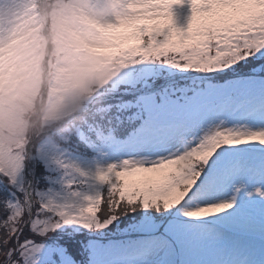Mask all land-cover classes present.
I'll list each match as a JSON object with an SVG mask.
<instances>
[{
	"label": "snow or ice",
	"instance_id": "1",
	"mask_svg": "<svg viewBox=\"0 0 264 264\" xmlns=\"http://www.w3.org/2000/svg\"><path fill=\"white\" fill-rule=\"evenodd\" d=\"M11 2L20 6L24 19L39 21L35 0ZM107 2L87 0L84 6L73 5L68 0H55L53 5L54 23L66 10L75 9L81 20L80 30L87 29L91 33L86 49L80 46L69 49L61 45L57 53L68 63L73 58L79 61L74 71L80 81L81 95L69 100L68 106L84 105V122L75 129L73 136L65 138L66 143L85 131L112 139L113 136H105L104 131L111 127L114 135L123 130L122 126L116 128L107 109L96 103L102 91H110L107 86L111 82L145 77L155 79L166 75L169 69H176L205 74L183 93L185 97L192 94L191 102L185 106L168 105L157 109L153 121L135 129L131 137L136 141L152 138L176 124L180 128L183 150L177 149L176 153L147 164L130 156L118 165L110 164L98 170L94 179L107 185V189L94 195H82L74 188L80 181L72 177V171L80 175L85 173L64 155L66 147L49 151V163L71 177L64 181L68 195L62 202H57L54 198H45L31 183L18 186L21 195L14 201L3 203L7 214L0 216V264H40L37 253L44 244L33 238L21 239L26 224L36 236L46 239L63 225L81 224L84 228L103 229L129 212L151 209L161 215V227L165 231L160 235L171 241L175 238L174 229L186 226V222L179 220L170 210L183 205L192 190L197 188V181L204 175L208 161L217 149L250 142L264 145V129L243 131L219 124L200 138H188L205 119L234 103L229 95L231 90L210 86L206 74L232 68L258 53L264 58V0H188L191 15L183 28L176 26L171 11L174 4L183 3V0H114L119 5L116 15L95 16L93 13L103 9ZM89 22L95 23L96 27H90ZM18 25V19L6 25L3 9H0V126L5 127L18 124L17 109L20 101L28 95L26 80L34 70V61L29 58L30 41L34 38L21 32ZM105 63L109 66L99 72L96 90L92 91L87 87V81ZM253 81L264 82V64ZM175 91L176 85L172 83L164 90L163 96L171 99ZM261 95L264 96V84ZM260 109L264 112V104ZM97 122L105 126L104 130L93 128ZM43 147L36 149L29 158L24 151L13 155L10 149L0 145V177L7 178V182L16 187L18 176L27 162L45 154ZM239 171V165L229 166L226 161L217 160L197 191L206 196L222 191ZM137 174L143 175L133 179ZM257 174L264 178V167ZM234 191L239 193L240 187ZM255 192L264 198V190L258 187ZM236 202L233 195L226 202L197 204L194 209L184 205L179 210L186 217L201 218L233 209ZM222 223L225 226L246 223L264 231V223L257 225L242 220L239 214L225 217Z\"/></svg>",
	"mask_w": 264,
	"mask_h": 264
},
{
	"label": "rangeland",
	"instance_id": "2",
	"mask_svg": "<svg viewBox=\"0 0 264 264\" xmlns=\"http://www.w3.org/2000/svg\"><path fill=\"white\" fill-rule=\"evenodd\" d=\"M173 19L177 27H186L191 15L188 0L183 3L174 4L172 8ZM150 67H156L150 65ZM176 75L188 76L195 72L177 71ZM189 77V76H188ZM175 78V77H174ZM149 78L137 79L115 83L111 82L107 87L110 89L97 97L96 103L114 99L115 107L129 110L128 117L138 122L139 128L142 124H150L156 115V110L168 106L156 99V86L153 82L146 83ZM166 79H172L166 77ZM119 80V77L116 78ZM260 84L253 82L245 83L242 93L246 97L235 103L229 111L214 113L205 119L200 127H197L188 138L192 136L200 138L209 129L216 125L234 128L243 131H254L264 129V112L260 105L264 104V96L261 95ZM132 86L134 91H124L123 87ZM132 92V93H131ZM130 93L133 99L124 98ZM110 107L112 104H107ZM143 117V119H141ZM223 121V124H221ZM96 131H102L96 129ZM104 135H112V139H104L95 132L89 134L82 132L75 136L70 143H66L64 155L85 175L72 171L80 183L74 185L82 195H94L97 191L104 192L107 185H102L94 179L98 170L105 169L110 164H119L121 160L130 156L145 164L155 161L159 157H165L176 153L177 149L183 150L180 140L179 125L173 124L163 130L160 134L136 141L131 134L125 138H118L110 131ZM194 143L196 141H193ZM44 155L33 159V164L43 165L46 173V183L38 188L45 198H54L62 202L68 195L64 181L71 177L65 175V171L51 163L47 153L50 151L43 147ZM217 160L226 161L229 166L239 165L240 171L232 176L224 190L211 195H204L197 191L199 185L204 181L209 170L214 167ZM264 167V145L258 142H250L241 145H224L217 149L213 157L208 161L207 170L197 181L189 198L181 206H174L170 211L179 220L185 221L186 226L174 229L175 238L169 241L160 235L165 231L158 228L152 234L132 236L125 234L117 238H98L96 233L99 229L84 228L81 224L63 225L56 231H67L69 234L86 232L90 237L87 252L93 264H264V231L258 227L247 226L246 223L225 226L222 221L231 214H239L242 220L252 221L259 225L264 223V198L256 194L255 189L264 190V178L258 175V170ZM34 170L28 166L18 176L17 186L14 187L7 182V178L1 177V181L12 191L14 201L21 194L17 188L21 184L31 183ZM143 174H137L133 179H139ZM242 186V187H241ZM240 187L239 193L234 189ZM249 193H252L250 196ZM233 195L236 196V205L233 209L207 217L189 218L180 213V207L187 205L194 209L197 204L210 205L216 202L229 201ZM35 211V209H33ZM171 219V217H170ZM171 228V226H169ZM40 264H77L74 259L60 248L44 246L37 253Z\"/></svg>",
	"mask_w": 264,
	"mask_h": 264
},
{
	"label": "clouds",
	"instance_id": "3",
	"mask_svg": "<svg viewBox=\"0 0 264 264\" xmlns=\"http://www.w3.org/2000/svg\"><path fill=\"white\" fill-rule=\"evenodd\" d=\"M39 10V21L24 19L23 10L11 0H0L5 24L19 20V29L33 36L30 41V59L34 61V70L27 77L28 95L22 99L17 109L18 124L13 127L0 126V145L10 149L13 155L20 151L31 158L34 151L41 146L50 151L65 147V138L71 137L75 129L84 122V105L69 107L68 101L79 97L80 81L75 75V66L79 63L73 58L71 63L58 57L59 47L87 48L90 31L80 30L81 20L75 9H68L54 23L52 20L55 0H35ZM73 5L86 6L87 0H68ZM18 9H20L18 11ZM119 5L108 0L105 7L96 10L97 17L116 15ZM90 27H96L89 22ZM59 41V44H58ZM109 65H102L87 87L92 91L97 87L99 72Z\"/></svg>",
	"mask_w": 264,
	"mask_h": 264
},
{
	"label": "trees",
	"instance_id": "4",
	"mask_svg": "<svg viewBox=\"0 0 264 264\" xmlns=\"http://www.w3.org/2000/svg\"><path fill=\"white\" fill-rule=\"evenodd\" d=\"M264 64V58H261L259 53L250 57L248 60L241 61L234 67L227 70L213 71L206 74L207 82L210 86L216 88L230 89L229 95L235 103L242 101L243 103L246 93L241 92L245 86V83L253 82L255 84H260V81H253V77L259 74V69L261 65ZM158 67V66H156ZM178 70L169 69L166 75L157 76L155 79L149 78L146 83L153 82L158 88L156 89V99L160 103H166L168 105L185 106L191 102V93L188 97H185L183 93L188 89L193 87L194 81L198 80L201 76L205 74L201 73H191L188 76L176 75ZM172 78V79H166ZM175 77V78H174ZM175 83L176 91L175 95L171 99H165L163 92L170 84ZM132 86L123 87V90L134 91ZM132 93V92H131ZM124 98L133 99L130 93L126 94ZM114 99H108L100 101L98 105L103 106L107 109V115L111 118V122H114L116 128H123V130L114 134L118 138H125L129 136L138 126L137 121H133L128 117L131 111L125 109L119 111L114 105ZM107 104H112L110 107ZM226 108V111H229ZM104 125L97 122L93 124L94 129L104 130ZM114 132V129L109 127L106 133ZM28 166H30L33 172L32 184L38 189L46 183V173L42 164H33V161H28ZM207 170V168L205 169ZM107 187L104 191H106ZM12 191L6 186L0 177V216L6 215V211L3 209V203L6 201H11ZM38 207V205H37ZM168 216V213L164 214ZM170 218V217H169ZM161 228V215L154 210H138L137 212H129L127 215L119 217L114 220L111 224L103 229H99L96 233L98 238L101 239H111L121 237L125 234H131L132 236H142L152 234V232L158 231ZM92 236H88L86 232H80L77 234H69L67 231H53L46 239L36 236L35 233L29 230L28 225L24 227V238H33L37 243H43L44 246L51 248H60L67 255L71 256L77 264H93L91 262V257L87 252L88 241Z\"/></svg>",
	"mask_w": 264,
	"mask_h": 264
},
{
	"label": "water",
	"instance_id": "5",
	"mask_svg": "<svg viewBox=\"0 0 264 264\" xmlns=\"http://www.w3.org/2000/svg\"><path fill=\"white\" fill-rule=\"evenodd\" d=\"M27 225V224H26Z\"/></svg>",
	"mask_w": 264,
	"mask_h": 264
}]
</instances>
